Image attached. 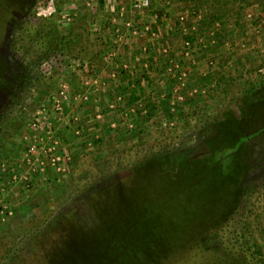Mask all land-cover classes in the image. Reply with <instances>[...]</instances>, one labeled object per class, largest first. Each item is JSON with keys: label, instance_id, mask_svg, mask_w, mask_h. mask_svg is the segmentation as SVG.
I'll return each mask as SVG.
<instances>
[{"label": "rangeland", "instance_id": "rangeland-1", "mask_svg": "<svg viewBox=\"0 0 264 264\" xmlns=\"http://www.w3.org/2000/svg\"><path fill=\"white\" fill-rule=\"evenodd\" d=\"M7 1L0 264H111L109 239L139 219L130 194L159 170L172 188L202 179L203 163L219 170L230 150L235 192L201 239L208 252L183 253L184 241L172 252L178 264L191 255L264 264V0H150L139 9L138 0H53L50 15L39 14L48 0ZM118 202L122 234L106 223ZM149 224L135 227L137 238L167 245ZM168 249L152 255L137 243L124 263L162 264Z\"/></svg>", "mask_w": 264, "mask_h": 264}, {"label": "trees", "instance_id": "trees-1", "mask_svg": "<svg viewBox=\"0 0 264 264\" xmlns=\"http://www.w3.org/2000/svg\"><path fill=\"white\" fill-rule=\"evenodd\" d=\"M6 3H8L7 0H0V9L5 10L9 8ZM219 17L221 16L216 15V18ZM193 39L194 38L190 35L187 37V40L190 41L191 45ZM6 71L7 68L0 57V82ZM207 80L211 79L207 77ZM134 99L136 100L137 97L130 100L133 101ZM151 105L152 107L148 109L147 116L152 115V109L155 105ZM227 151L228 150H226V152ZM209 155H211V151L205 154L207 157H209ZM199 160L203 161V159H200L199 157L196 160L184 161L182 159V162L192 165V163H199ZM217 161H219L218 165L222 166L219 170L212 168V164H206L203 161L205 170L202 179H197L192 183L187 181L185 184L179 185V187L176 188H172L171 183L165 179L166 172L162 173V171L159 170L156 173L155 171V175L162 174V177L160 178V176H157L156 179L152 181V185H150L151 178H149L148 181L150 183L148 182L144 186H141V190L144 189L142 192L139 188V192L137 191L129 196L127 205L133 207L132 212L139 216V219L137 220L127 221V219H125L127 212H124V217H122V207L124 204L118 202L117 207L120 208L119 210H121V212L115 213L113 217L109 214L110 218L106 220L107 230L114 231L115 229H118L119 234L120 229L123 227L122 224L127 221L128 226L126 227V234H124L123 237L118 238L120 235H116L109 239V243H107V252H110V254H116L117 252V260H112L111 264H125L124 261H129L130 258L133 259L134 249L137 243L141 245V251H148V253L152 255L156 253L160 255L161 252H158V249H165L166 246L168 249L169 247L168 252L162 253V256L159 259L162 264H178L179 260L174 258L175 253L174 251L172 252V247L179 244L177 241L187 242L183 246L185 247L183 253L186 252L187 249L194 250L193 252H204V250H207L206 252H208L209 249L204 248L207 245H203L201 239L206 235L214 234L219 224L224 220L221 218L223 216L220 208L225 200L233 197L237 182L236 178L233 179L236 176L233 168H229L231 166V161L233 162L231 150L228 151L224 157H222V154H219ZM161 184L164 186L163 189L168 192L164 193L163 191H159L162 188L156 191L155 188L159 187ZM146 186L148 187L145 190ZM196 186H200V191L204 193L200 194V192H195L197 190H193V188ZM148 189H152V191H147ZM187 190L191 192L185 193ZM199 194L200 196L197 201H195ZM184 198V205H181L180 201ZM114 207L115 205L110 203L109 208L113 209ZM129 213H131V211ZM175 221H177L178 224L173 225L172 223ZM142 222H149V226H152L154 228L153 230L168 237L167 245L163 244V246H161L156 240H153L152 238L149 239L148 237L144 241L139 240L140 238H137V233H135V227L139 226ZM169 226L171 227L168 229ZM111 240L114 241L111 242ZM129 240H131V243ZM189 243H192V247H188ZM118 250H121L120 254H118ZM178 254L181 255L180 253ZM152 259L154 258H147L146 260L141 261L140 264H154L152 263ZM193 259L194 257L191 255L187 261L185 260V263L182 261L181 264H186V262L190 261L191 263L195 262L194 264H213L209 259H203L198 262Z\"/></svg>", "mask_w": 264, "mask_h": 264}, {"label": "built area", "instance_id": "built-area-1", "mask_svg": "<svg viewBox=\"0 0 264 264\" xmlns=\"http://www.w3.org/2000/svg\"><path fill=\"white\" fill-rule=\"evenodd\" d=\"M149 3H150V0H138V1H134L133 4H132V6L134 8L139 9V8H144V7L148 6ZM54 10L55 9H54V6H53V0H48L47 1V4H46V7L44 9H41V11L39 12V14L50 15L52 12H54ZM180 19L183 20L184 19V16H180ZM146 28H148V27H146ZM185 44L187 46L186 47L187 51L184 54L187 55V54H190L189 52H190V45H191V43H190V41L187 40V41H185Z\"/></svg>", "mask_w": 264, "mask_h": 264}, {"label": "crops", "instance_id": "crops-1", "mask_svg": "<svg viewBox=\"0 0 264 264\" xmlns=\"http://www.w3.org/2000/svg\"><path fill=\"white\" fill-rule=\"evenodd\" d=\"M195 56H197V55H195ZM219 56V55H218ZM192 83V82H191ZM193 84V83H192ZM158 96H160V95H158Z\"/></svg>", "mask_w": 264, "mask_h": 264}]
</instances>
